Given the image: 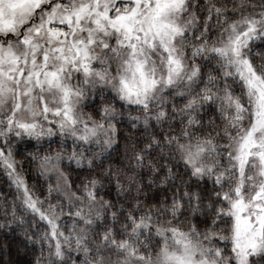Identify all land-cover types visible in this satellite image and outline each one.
Returning <instances> with one entry per match:
<instances>
[{
	"label": "snow or ice",
	"instance_id": "obj_1",
	"mask_svg": "<svg viewBox=\"0 0 264 264\" xmlns=\"http://www.w3.org/2000/svg\"><path fill=\"white\" fill-rule=\"evenodd\" d=\"M257 41L264 0H0V227L35 228L34 264H264Z\"/></svg>",
	"mask_w": 264,
	"mask_h": 264
},
{
	"label": "trees",
	"instance_id": "obj_2",
	"mask_svg": "<svg viewBox=\"0 0 264 264\" xmlns=\"http://www.w3.org/2000/svg\"><path fill=\"white\" fill-rule=\"evenodd\" d=\"M204 0H201L203 3ZM259 2V0H257ZM254 48L264 49V44H261L257 41L254 44ZM254 64L257 66L260 65L261 56L256 55L253 60ZM93 101H88L89 107L85 108V113H90L92 111L91 104ZM68 144H71V140L68 141ZM115 158V154H114ZM17 161V171L24 178L28 188L35 197H38L41 201H45V206H47L46 197L48 196V188H56L55 182L53 179H50L46 176H40L38 170L34 164L28 163L27 159L24 156H16ZM20 164H23V167H19ZM75 168V166H72ZM115 167V165H113ZM80 170L72 171L69 178L72 180L77 179V172ZM88 176L87 172H84L79 176V179H85ZM147 183V181H145ZM211 185L209 184L208 188L210 189ZM206 191L208 189H205ZM157 200L161 199L164 195L162 188L156 187L148 195L157 194ZM109 198L115 199L116 193L114 190L105 193ZM171 195V193H169ZM52 202H57V197L55 192L53 193ZM13 204L19 205L20 199L18 198V193L15 185L12 183L9 175L0 167V224H4L5 216L4 209H9L8 219H11V207ZM20 210L19 208L17 209ZM26 221H31L34 218L31 216H25ZM68 217H63L62 220H66ZM36 223L40 225L41 231L46 225L41 224V222L36 218ZM31 231H35L34 227H30L29 224L25 223L22 227H18L15 224H12L10 227L5 225V227H0V264H34V259L39 255L38 251H34V246L26 238V233L30 234ZM38 248V246H35Z\"/></svg>",
	"mask_w": 264,
	"mask_h": 264
},
{
	"label": "rangeland",
	"instance_id": "obj_3",
	"mask_svg": "<svg viewBox=\"0 0 264 264\" xmlns=\"http://www.w3.org/2000/svg\"><path fill=\"white\" fill-rule=\"evenodd\" d=\"M46 177H48V178H50V179H53L54 182H55V186H57V177H56L54 174H49V175L46 176Z\"/></svg>",
	"mask_w": 264,
	"mask_h": 264
}]
</instances>
